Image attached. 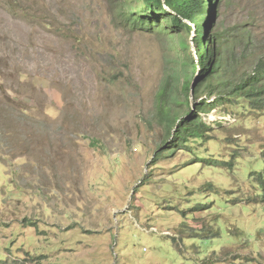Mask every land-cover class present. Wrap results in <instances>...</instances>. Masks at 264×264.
I'll return each mask as SVG.
<instances>
[{"label":"rangeland","instance_id":"rangeland-1","mask_svg":"<svg viewBox=\"0 0 264 264\" xmlns=\"http://www.w3.org/2000/svg\"><path fill=\"white\" fill-rule=\"evenodd\" d=\"M141 4L0 0V264H264V110L222 103L167 149L156 96L195 27L130 26ZM200 24L249 31L239 57L264 59V0Z\"/></svg>","mask_w":264,"mask_h":264},{"label":"trees","instance_id":"trees-1","mask_svg":"<svg viewBox=\"0 0 264 264\" xmlns=\"http://www.w3.org/2000/svg\"><path fill=\"white\" fill-rule=\"evenodd\" d=\"M141 1L138 9L124 11V19L130 26L139 25L142 30L148 31L164 17L168 24L166 27L159 25L156 32L169 30L170 35H179L180 30L190 31L186 20L195 27V56L189 53L190 46L181 39L179 45L188 53L186 60L175 61L177 66L171 67L156 96L157 120L168 132V138L163 143L169 144L167 149L172 148L174 154L178 149L190 148L189 144L196 139L208 136L211 128L203 121L201 114L210 113L222 103L234 106L244 99L253 110H264V59L253 67H245L247 59L239 57L237 53L239 49L245 50V36L249 40L250 32L241 31L235 26L213 33L210 27L206 29L200 24L205 21L207 25L225 0ZM192 97L195 100L202 98L195 111L192 109ZM182 107L187 111L181 115L178 110ZM169 139L171 141L168 143ZM261 155L264 159V149ZM254 180L260 188L258 197L264 202V169L254 174Z\"/></svg>","mask_w":264,"mask_h":264},{"label":"water","instance_id":"water-1","mask_svg":"<svg viewBox=\"0 0 264 264\" xmlns=\"http://www.w3.org/2000/svg\"><path fill=\"white\" fill-rule=\"evenodd\" d=\"M194 84H195V80L193 81L192 86H191V95H193V86H194Z\"/></svg>","mask_w":264,"mask_h":264}]
</instances>
